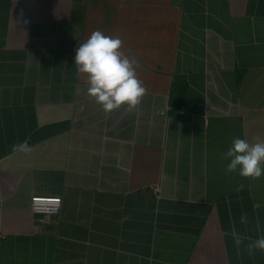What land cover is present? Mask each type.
Here are the masks:
<instances>
[{"label": "crops", "instance_id": "obj_1", "mask_svg": "<svg viewBox=\"0 0 264 264\" xmlns=\"http://www.w3.org/2000/svg\"><path fill=\"white\" fill-rule=\"evenodd\" d=\"M95 30L137 62L138 108L88 95L74 57ZM257 136L264 0H0V264H264L245 251L264 176L222 158Z\"/></svg>", "mask_w": 264, "mask_h": 264}, {"label": "clouds", "instance_id": "obj_2", "mask_svg": "<svg viewBox=\"0 0 264 264\" xmlns=\"http://www.w3.org/2000/svg\"><path fill=\"white\" fill-rule=\"evenodd\" d=\"M123 48L124 42L119 36L95 30L79 43L75 52L77 74L86 77L88 95L101 105L104 112H112L121 107L134 110L147 94L143 81L137 76V62ZM222 158L229 161L226 173L238 171L241 177L257 180L264 176V138L257 136L254 142L234 138ZM247 222V217L242 215L240 223ZM230 235L239 249L246 238L240 236L234 227ZM245 251L249 256L256 251L264 252V237L249 240Z\"/></svg>", "mask_w": 264, "mask_h": 264}, {"label": "built area", "instance_id": "obj_3", "mask_svg": "<svg viewBox=\"0 0 264 264\" xmlns=\"http://www.w3.org/2000/svg\"><path fill=\"white\" fill-rule=\"evenodd\" d=\"M59 207V196L32 195L29 197L30 211L41 215L44 220L51 214L57 213Z\"/></svg>", "mask_w": 264, "mask_h": 264}]
</instances>
